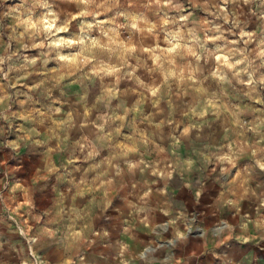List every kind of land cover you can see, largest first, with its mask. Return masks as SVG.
Segmentation results:
<instances>
[{
	"label": "clouds",
	"instance_id": "clouds-1",
	"mask_svg": "<svg viewBox=\"0 0 264 264\" xmlns=\"http://www.w3.org/2000/svg\"><path fill=\"white\" fill-rule=\"evenodd\" d=\"M262 254L264 0H0V264Z\"/></svg>",
	"mask_w": 264,
	"mask_h": 264
},
{
	"label": "rangeland",
	"instance_id": "rangeland-1",
	"mask_svg": "<svg viewBox=\"0 0 264 264\" xmlns=\"http://www.w3.org/2000/svg\"><path fill=\"white\" fill-rule=\"evenodd\" d=\"M21 154H23V153H21ZM262 255H264V254H262ZM209 259H210V257H209Z\"/></svg>",
	"mask_w": 264,
	"mask_h": 264
}]
</instances>
